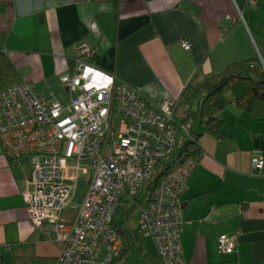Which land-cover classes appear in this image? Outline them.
<instances>
[{"label":"crops","instance_id":"obj_1","mask_svg":"<svg viewBox=\"0 0 264 264\" xmlns=\"http://www.w3.org/2000/svg\"><path fill=\"white\" fill-rule=\"evenodd\" d=\"M244 4L0 0V59L11 61L21 79L46 88L72 71L70 59L87 43L96 51V66L163 104L179 98L189 83L197 85L233 62L264 55L254 14L264 16V0H257L254 12ZM184 41L191 44L189 50L182 47ZM182 115L179 105L176 117ZM217 116L223 123L220 138L206 132L197 118L192 127L202 153L180 197L182 255L187 264H264V118L235 105ZM253 157L263 161L260 171L253 169ZM31 173L27 156L10 158L0 146V264H14L12 252L18 251L41 258V264H59L61 245L44 240L28 216ZM135 220L132 228L116 223L132 238L116 264H160L154 240L138 228L137 213ZM221 234L232 236V252L219 247Z\"/></svg>","mask_w":264,"mask_h":264},{"label":"built area","instance_id":"obj_2","mask_svg":"<svg viewBox=\"0 0 264 264\" xmlns=\"http://www.w3.org/2000/svg\"><path fill=\"white\" fill-rule=\"evenodd\" d=\"M91 48L81 44L72 71L46 88L21 80L0 89L1 149L10 158L27 156L31 164L29 219L44 240L61 245L59 264H113L121 245L115 215L127 200L137 207L139 229L154 240L161 264H187L179 239L180 197L197 160L177 161L149 190L156 165L175 149L180 98L148 100L96 66ZM186 135L195 141L189 130ZM251 164L263 168L258 157ZM84 177L89 184L82 204L64 221L62 211ZM217 239L221 250L233 251L231 235Z\"/></svg>","mask_w":264,"mask_h":264},{"label":"trees","instance_id":"obj_3","mask_svg":"<svg viewBox=\"0 0 264 264\" xmlns=\"http://www.w3.org/2000/svg\"><path fill=\"white\" fill-rule=\"evenodd\" d=\"M91 49V54H94L92 60L95 61L97 54L93 48ZM74 57L75 56L70 59L72 68ZM21 80L23 79L19 77L18 70L14 67L12 62L7 58L0 59V89ZM179 98L180 105L183 108V115L182 117L178 116L176 118V124L178 126L176 146L169 157L156 165L155 174L149 190L154 188L162 175L172 168L177 161L190 156L199 162L198 157L202 153V150L200 149V144L197 142L196 135L192 132V127L196 118V122L199 120L198 123L201 124L206 132L219 138L224 135V131L222 120L217 116V113L224 108L235 105L241 110L248 112L253 117L264 118V55L233 62L228 65L223 72L205 76L197 85L189 83L183 89ZM186 105H188V108H186ZM190 120L192 121L190 125L191 128L186 129V125ZM188 130L195 137L194 142L188 139L186 135L188 134ZM122 202L126 203L128 201L121 200L116 215L121 212L123 208ZM181 219L183 222L182 208ZM181 228L179 231V239ZM35 230L42 235L40 229ZM117 231L120 236L121 245L116 251L117 258L112 261L114 264H116L118 258H121L120 256L129 250V238H131L129 235L122 232L120 228H117ZM145 237L152 239L151 236ZM12 260L14 264L42 263L41 258L35 256L27 258L23 255L22 251L12 252Z\"/></svg>","mask_w":264,"mask_h":264},{"label":"rangeland","instance_id":"obj_4","mask_svg":"<svg viewBox=\"0 0 264 264\" xmlns=\"http://www.w3.org/2000/svg\"><path fill=\"white\" fill-rule=\"evenodd\" d=\"M244 5H245L244 7H247V10H250L253 12L258 10V9H256L257 8L256 7L257 0H245ZM241 9L242 8L239 9V12L237 15L238 20L240 19L239 16L242 13ZM254 14L256 17L259 16L258 19L260 20V22L256 20V23L258 25L257 31L261 34L259 39L263 43L264 42V16L262 14H258V13H254ZM156 173H157V171H156ZM88 184H89L88 183V177L80 178L77 181L73 199L70 201L68 206L62 211V214H61L62 220L70 221L76 216L78 208L80 207V205L82 204V201L84 199V195H85L86 190L88 188ZM122 204H126L125 206H127V207H124L121 209V212H119L116 215L115 221L117 224H119L122 227H131L132 228V226H134V224L136 223L135 216H136L138 209H136L137 207L134 206L133 204H130V203L122 202ZM180 204H181V201H180ZM147 239L152 240L151 238H147Z\"/></svg>","mask_w":264,"mask_h":264}]
</instances>
